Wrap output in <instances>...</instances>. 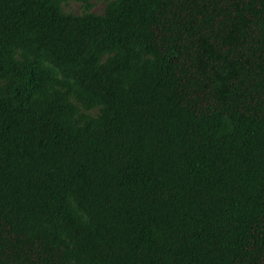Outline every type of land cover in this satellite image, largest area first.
<instances>
[{
	"label": "trees",
	"instance_id": "trees-1",
	"mask_svg": "<svg viewBox=\"0 0 264 264\" xmlns=\"http://www.w3.org/2000/svg\"><path fill=\"white\" fill-rule=\"evenodd\" d=\"M0 264H264V0H0Z\"/></svg>",
	"mask_w": 264,
	"mask_h": 264
},
{
	"label": "rangeland",
	"instance_id": "rangeland-1",
	"mask_svg": "<svg viewBox=\"0 0 264 264\" xmlns=\"http://www.w3.org/2000/svg\"><path fill=\"white\" fill-rule=\"evenodd\" d=\"M103 8H104V3H102V2H97L94 5V11L96 13H101ZM66 9H67V11L73 12V13H78L80 11L79 5L75 4V3L70 4Z\"/></svg>",
	"mask_w": 264,
	"mask_h": 264
}]
</instances>
